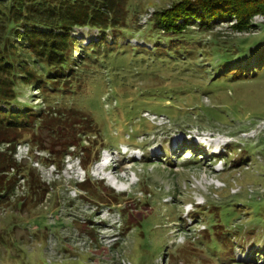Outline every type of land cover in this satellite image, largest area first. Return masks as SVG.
I'll return each instance as SVG.
<instances>
[{"label":"rangeland","instance_id":"374dc122","mask_svg":"<svg viewBox=\"0 0 264 264\" xmlns=\"http://www.w3.org/2000/svg\"><path fill=\"white\" fill-rule=\"evenodd\" d=\"M176 1L128 0L133 29L123 35L87 44L96 34L77 33L79 92L19 89L22 107L88 114L101 129L90 150L104 147L97 161L109 165L85 173L79 156L60 160L47 131L22 137L19 162L48 191L33 193L23 177L0 198V264H264V63L253 66L264 18L171 38L149 19ZM224 61L250 62V75L220 74ZM209 141L225 143L221 161Z\"/></svg>","mask_w":264,"mask_h":264},{"label":"trees","instance_id":"16d2710c","mask_svg":"<svg viewBox=\"0 0 264 264\" xmlns=\"http://www.w3.org/2000/svg\"><path fill=\"white\" fill-rule=\"evenodd\" d=\"M127 5L128 0H0V198L12 195L23 177L33 193L48 191L45 183L30 170V165L14 158L15 146L22 137L35 141L40 138L37 128L47 131L52 144L59 146L62 162L67 155L79 156L86 173L97 160L104 147L95 146V151L90 147L96 145L101 129H92L97 124L88 114L63 105L62 108L53 105L48 111L44 109L45 113L30 105L22 107L19 89L30 86L49 96L79 92L83 75L77 73V62L84 63L85 54L84 51L75 54L76 42L82 38L77 33L96 34L90 37L89 44L132 30L123 13ZM257 14L264 18V0H178L154 11L149 22L158 33L173 38L183 36L195 25L212 30L220 23L233 20L236 22L232 28L243 30ZM262 54L264 47L253 66L263 65ZM225 62L219 64L220 74L231 72L232 79L250 75V62L243 66L242 62ZM74 79L77 85H73ZM66 88L71 93L62 91ZM2 144L7 146L1 149ZM49 150L54 152L52 148ZM221 156L222 153L213 157L216 160ZM84 184L86 179L80 183L82 189ZM101 187L103 192L107 189L104 185ZM115 202L119 203L117 199ZM190 212L198 213L187 214ZM126 221L133 224L129 217Z\"/></svg>","mask_w":264,"mask_h":264},{"label":"built area","instance_id":"2783aa9c","mask_svg":"<svg viewBox=\"0 0 264 264\" xmlns=\"http://www.w3.org/2000/svg\"><path fill=\"white\" fill-rule=\"evenodd\" d=\"M23 148H25L24 155L21 153ZM19 153L21 154V156H19ZM17 154L19 157H17ZM28 154H29V149H27L25 143H17L16 144L15 151H14V157L16 158L17 161H21L22 159H25L26 156L28 157Z\"/></svg>","mask_w":264,"mask_h":264},{"label":"bare ground","instance_id":"6f19581e","mask_svg":"<svg viewBox=\"0 0 264 264\" xmlns=\"http://www.w3.org/2000/svg\"><path fill=\"white\" fill-rule=\"evenodd\" d=\"M155 153H156V154H155L154 156H158L159 151H156ZM103 160H104V159H103ZM104 164H105V163H104ZM104 164H103V163H100V164L96 165L95 168H97L99 171H100V170H103V169L105 168V166H103ZM108 165H109V164H107L106 167H108Z\"/></svg>","mask_w":264,"mask_h":264}]
</instances>
